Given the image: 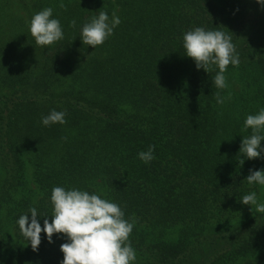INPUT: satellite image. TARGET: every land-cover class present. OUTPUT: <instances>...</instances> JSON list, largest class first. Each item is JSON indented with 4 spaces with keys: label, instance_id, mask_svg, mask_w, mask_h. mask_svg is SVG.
I'll use <instances>...</instances> for the list:
<instances>
[{
    "label": "trees",
    "instance_id": "trees-1",
    "mask_svg": "<svg viewBox=\"0 0 264 264\" xmlns=\"http://www.w3.org/2000/svg\"><path fill=\"white\" fill-rule=\"evenodd\" d=\"M46 7L64 39L39 46L29 21ZM99 11L121 23L92 48L80 28ZM194 27L232 37L240 64L227 88L185 56ZM262 107L257 0H0V264H61L63 234L49 243L42 232L33 251L17 224L32 207L51 222L55 186L119 204L135 220L136 264H264V213L239 200L255 191L264 203V186L245 180L264 159L239 153L245 118ZM51 109L66 123L43 126Z\"/></svg>",
    "mask_w": 264,
    "mask_h": 264
},
{
    "label": "clouds",
    "instance_id": "clouds-1",
    "mask_svg": "<svg viewBox=\"0 0 264 264\" xmlns=\"http://www.w3.org/2000/svg\"><path fill=\"white\" fill-rule=\"evenodd\" d=\"M264 6V0H257ZM64 7L63 3L60 5ZM121 23L120 17L113 12L111 17L106 11H99L80 28V40L84 45L96 48L114 34ZM75 28L77 21L73 19ZM29 30L35 43L39 46H50L64 39L61 21L53 16V8L46 7L36 12L29 21ZM185 56L191 58L197 70L206 73L215 71L212 83L217 89L227 88L225 73L228 66L238 67L240 55L232 37L218 29L194 27L183 33ZM217 104H224L225 97L218 91L215 94ZM66 111L51 109L42 115L41 124L66 123ZM244 129H251L249 136L243 137L239 153L246 159H264V107L255 114H248ZM155 146L138 152V158L145 164L155 159ZM244 159H242V165ZM246 181L249 185L264 186V168L249 170ZM240 202L254 206L256 211L264 213V203L259 202L255 191L243 195ZM50 201L53 206L51 222L43 220V227L37 217V209L32 207L29 213L22 214L17 224L21 234L37 251L41 243V233H45L48 242L52 243L54 234H63L66 242L60 246L63 253L61 264H136V251L129 239L135 220L125 219L121 206L102 195L81 190L78 187L66 188L55 186L51 190ZM48 217V216H47Z\"/></svg>",
    "mask_w": 264,
    "mask_h": 264
}]
</instances>
